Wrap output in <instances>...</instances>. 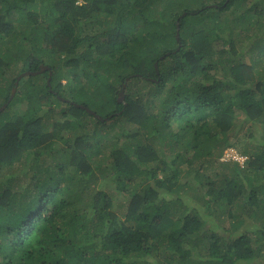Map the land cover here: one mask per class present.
Returning a JSON list of instances; mask_svg holds the SVG:
<instances>
[{"label":"trees","instance_id":"1","mask_svg":"<svg viewBox=\"0 0 264 264\" xmlns=\"http://www.w3.org/2000/svg\"><path fill=\"white\" fill-rule=\"evenodd\" d=\"M3 104L0 264H264V0H1Z\"/></svg>","mask_w":264,"mask_h":264},{"label":"rangeland","instance_id":"2","mask_svg":"<svg viewBox=\"0 0 264 264\" xmlns=\"http://www.w3.org/2000/svg\"><path fill=\"white\" fill-rule=\"evenodd\" d=\"M240 49L242 50V48H240ZM218 76H220V74H218ZM18 77H16V81H17ZM15 83L16 82H14V84ZM11 91H12V89H11ZM19 104H15L11 108V110H13V112H14L15 111V108H16L15 106H18L19 107ZM3 107L4 106L0 107V109L3 108ZM23 107L21 106V109H23ZM2 110L0 112H2ZM239 120L240 121H237L236 122L237 127H236V132H235V135H236V140L234 142L235 145L234 146H231L229 148L224 149V151H223L221 157L219 158V160L217 162H214L212 164V165H214L216 171L219 174H224V173L225 174H230V171H231L230 167H231V165L228 164V162L230 160L237 161L238 164H239V166L242 167L243 166V162L248 157V155H243L244 153H242V151L247 150V152H248L252 148L250 145H247L248 133L250 131H252V133L256 135L257 134L256 133V125L253 124V123H247L244 120H242L241 118ZM174 129H175V127H174ZM43 157H44V160L43 161H40L39 164H41L44 167L49 166L51 164V158L50 157H46V156H43ZM43 162H44V164H43ZM224 163H226L227 166ZM105 188H107V187H105ZM116 197H117V199L115 200V202L118 203V204L121 203V202H124V200L126 198V196L123 195V194H121V193H119Z\"/></svg>","mask_w":264,"mask_h":264},{"label":"water","instance_id":"3","mask_svg":"<svg viewBox=\"0 0 264 264\" xmlns=\"http://www.w3.org/2000/svg\"><path fill=\"white\" fill-rule=\"evenodd\" d=\"M184 14H185V13H184ZM184 14H183V15H184ZM178 31H179V24H178V21H177V22H176V35H175V39H176V41L179 40V34H178ZM161 58H162V57H161ZM154 66H155V69H157V63H155ZM46 69H48L46 66H41V71L46 70ZM25 74H29V73H24V74L20 75V76L18 77V79H17V82L19 81L20 77H22V76L25 75ZM17 82L15 83V85H17ZM14 92H15V88L12 89L11 95H14ZM118 99H119V100H122V95H121V94H119ZM5 105H6V104H3L2 106L5 107ZM2 106H1V107H2ZM4 107H3V108H4ZM3 108H1L0 111H1ZM85 110L88 111V112H90V113H93L92 111H90V110H88V109H85ZM93 114H94V113H93ZM96 117L99 118V119H101L99 116H96Z\"/></svg>","mask_w":264,"mask_h":264},{"label":"clouds","instance_id":"4","mask_svg":"<svg viewBox=\"0 0 264 264\" xmlns=\"http://www.w3.org/2000/svg\"><path fill=\"white\" fill-rule=\"evenodd\" d=\"M211 4V3H210ZM210 6V5H209ZM184 13H182L181 15L183 16ZM185 15V14H184ZM177 22V21H176ZM176 24V23H175ZM178 34H179V31H178ZM176 35V34H175ZM162 57V56H161ZM13 89V88H12ZM12 92V91H11ZM122 95V100H123V93H120ZM121 101V100H119Z\"/></svg>","mask_w":264,"mask_h":264}]
</instances>
